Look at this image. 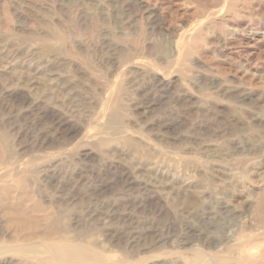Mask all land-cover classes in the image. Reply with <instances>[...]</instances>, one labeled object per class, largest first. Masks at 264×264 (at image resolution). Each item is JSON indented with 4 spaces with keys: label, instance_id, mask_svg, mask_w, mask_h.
I'll return each instance as SVG.
<instances>
[{
    "label": "rangeland",
    "instance_id": "374dc122",
    "mask_svg": "<svg viewBox=\"0 0 264 264\" xmlns=\"http://www.w3.org/2000/svg\"><path fill=\"white\" fill-rule=\"evenodd\" d=\"M139 2L0 0V264H264V0Z\"/></svg>",
    "mask_w": 264,
    "mask_h": 264
},
{
    "label": "bare ground",
    "instance_id": "6f19581e",
    "mask_svg": "<svg viewBox=\"0 0 264 264\" xmlns=\"http://www.w3.org/2000/svg\"><path fill=\"white\" fill-rule=\"evenodd\" d=\"M142 1L143 0H141V2ZM141 2L139 3L141 4ZM174 3L179 5V1H175ZM12 207L14 208L15 206L6 205L7 209L5 210V215H10V217L6 219V225H8L10 229L12 228V230L7 233H2V231H0V239L3 237V239L9 241L20 240V242L30 244L36 240L39 241V239H49L50 236L54 237V239L56 238L53 234L55 232L54 226L48 225L41 229L39 219L30 214L29 211L18 207H16L18 208L17 210H11ZM52 218H54V216L47 213L43 219L48 222ZM64 244L65 242L55 243L48 251L43 252L45 254L36 256L33 259L25 258L24 261L18 262L17 264H69L68 262H64V260L70 261V264H75L70 257H86L87 259H93V257L97 255V253L94 254L92 252L94 249H90L93 247L83 244L82 242H68L65 246ZM63 253L69 257L66 256L65 258ZM9 264L11 263L9 262Z\"/></svg>",
    "mask_w": 264,
    "mask_h": 264
}]
</instances>
